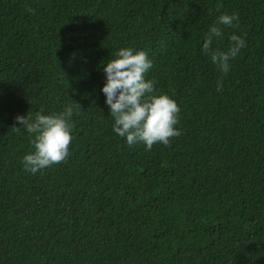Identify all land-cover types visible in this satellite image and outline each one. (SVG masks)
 <instances>
[{"label":"trees","instance_id":"16d2710c","mask_svg":"<svg viewBox=\"0 0 264 264\" xmlns=\"http://www.w3.org/2000/svg\"><path fill=\"white\" fill-rule=\"evenodd\" d=\"M221 13L213 47L246 41L227 73L200 51ZM126 46L179 106L166 146L112 131L102 63ZM68 105L67 158L26 172L15 116ZM0 264H264V0H0Z\"/></svg>","mask_w":264,"mask_h":264},{"label":"clouds","instance_id":"9594fccd","mask_svg":"<svg viewBox=\"0 0 264 264\" xmlns=\"http://www.w3.org/2000/svg\"><path fill=\"white\" fill-rule=\"evenodd\" d=\"M237 23L236 13H221L208 27L200 45L201 53L221 73L229 71L230 60L238 56L246 41L235 33L229 35V44L224 49L213 47L214 41L223 37V28L235 27ZM151 67L152 60L143 49L119 47L102 63L104 83L100 86L112 117V131L129 146L142 143L146 151L154 144L166 146L171 137L180 134L175 127L179 106L167 93L159 91L153 79L145 78ZM222 88V82L217 80L216 91ZM73 113V106L68 105L59 113L15 116L20 127L32 134V151L25 153L21 161L26 172L38 173L67 158Z\"/></svg>","mask_w":264,"mask_h":264}]
</instances>
